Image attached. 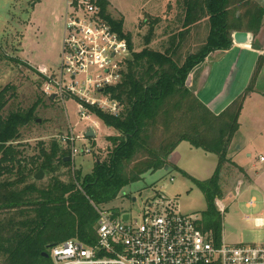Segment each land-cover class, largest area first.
<instances>
[{
	"label": "trees",
	"instance_id": "16d2710c",
	"mask_svg": "<svg viewBox=\"0 0 264 264\" xmlns=\"http://www.w3.org/2000/svg\"><path fill=\"white\" fill-rule=\"evenodd\" d=\"M99 6L102 16L127 39L131 50L122 82L108 89L123 106L122 114L113 117L91 109L116 130L117 135L108 138L113 149L106 160L97 159L92 173L86 175L72 170V160L67 161L70 151L58 142H52L49 150L41 147L37 159L28 162L15 143L21 129L37 121L40 101L26 111H12L4 117L12 87L0 93V264H48L43 254L54 245L70 239L93 244L98 210L114 203L120 192L143 174L178 169L169 158L182 142L219 158L209 180L193 181L207 201L200 229L221 243L223 218L216 206L223 197L221 173L226 165L237 167L229 150L264 58L259 59L246 92L219 115L187 87V80L212 53L232 49L234 33L258 36L264 28V6L254 0H183V25L163 51L149 47L155 35L153 23L144 39L145 47L135 51L132 37L123 30L124 20L109 15L108 0H99ZM204 21L209 31L203 44L183 55L185 47L194 45L193 33ZM39 171L49 178L47 182L35 179ZM62 174L68 175V180Z\"/></svg>",
	"mask_w": 264,
	"mask_h": 264
},
{
	"label": "rangeland",
	"instance_id": "374dc122",
	"mask_svg": "<svg viewBox=\"0 0 264 264\" xmlns=\"http://www.w3.org/2000/svg\"><path fill=\"white\" fill-rule=\"evenodd\" d=\"M254 1L264 6V0ZM67 2L68 0H0V93L8 86L12 87L7 94V104L2 114L5 117L12 111H26L40 101L36 111L37 121L22 128L20 138L15 143L23 151L28 162L37 159L41 147L49 150L52 142L62 145L61 138L69 135L71 128L75 135H80L97 122L96 141H78L76 144L79 148H83L84 143L93 146L92 153L79 155L72 161V170L81 171L86 175L92 173L97 159H107L108 153L113 149L108 138L116 136L117 132L99 118L81 120L76 104L71 100L62 103L46 97L42 93L43 79L39 73L41 69L56 72L59 68ZM110 2L109 15L115 20H124L123 30L132 37L135 51L145 47L144 39L152 23L155 35L149 47L158 51L168 47L170 38L177 34L183 25V0ZM201 24L202 26L198 25L193 33V48L185 47L183 55L185 52L197 50L206 39L209 26H206L205 21ZM22 45L25 54L30 57L23 56ZM218 53L215 52L211 57L222 60L224 56ZM255 59L257 60L256 56L239 51L224 57L219 66V74L214 72L204 87L203 96L208 103L218 106L219 110L227 102L238 98L250 76L251 65ZM217 67L218 63H214L215 70ZM199 76L200 69L195 78ZM259 79L257 87L262 89L264 79ZM191 81L200 91V82L197 83L196 79ZM234 141L237 146L246 147L252 154V159H248L244 150L243 154L235 159L237 162L255 161L260 153H264V98H247L240 117V129ZM176 150L175 161L178 169H162L143 174L139 181L124 188L118 199L107 208L139 217L145 206L165 199L182 215L202 217L207 210V201L193 179L209 180L218 165V156L196 149L188 142H182ZM64 172L67 171L63 170ZM226 174L229 175V172ZM62 178L68 180L69 176L62 174ZM48 179L44 173L42 180L38 182H47ZM240 179L238 176L222 178L223 197L219 200L227 209L222 214L223 238L231 245H264V227L254 228L242 220L245 217L264 216V192L251 188L246 183L248 180ZM252 198L257 200L255 208L248 206Z\"/></svg>",
	"mask_w": 264,
	"mask_h": 264
},
{
	"label": "built area",
	"instance_id": "2783aa9c",
	"mask_svg": "<svg viewBox=\"0 0 264 264\" xmlns=\"http://www.w3.org/2000/svg\"><path fill=\"white\" fill-rule=\"evenodd\" d=\"M130 55L127 39L102 16L98 0H69L60 65L56 72L40 70L42 93L62 103L73 101L81 120L98 118L92 108L119 117L123 106L108 89L122 82ZM97 127L95 122L80 135L71 128L61 138L73 162L79 155L92 153L93 146L84 143L79 148L76 144L95 140ZM91 129L94 136L88 137ZM260 160L264 162L263 157ZM254 204L252 200L250 205ZM216 206L225 213L220 200ZM98 214L96 241L86 244L70 239L54 245L48 252V264H264V245H231L223 240L218 244L200 229L201 217L182 215L165 199L145 206L139 217L108 208ZM255 224L264 227V219Z\"/></svg>",
	"mask_w": 264,
	"mask_h": 264
},
{
	"label": "crops",
	"instance_id": "0c3cea01",
	"mask_svg": "<svg viewBox=\"0 0 264 264\" xmlns=\"http://www.w3.org/2000/svg\"><path fill=\"white\" fill-rule=\"evenodd\" d=\"M108 2H109V4H111L110 0H108ZM66 10H67V7H66ZM65 13H66V11H65ZM63 34H64V27H63ZM62 39H63V36H62ZM22 46H23L22 54H23V56L24 55L26 56L27 54H25L24 45H22ZM236 51H239L241 53H246L248 55H254L257 58V60L255 59L253 61L252 65H251L252 66V69L250 71L251 73H250L249 78L245 82V85H244V87H243V89H242V91L240 93V96H241V95H243L246 92L247 88L249 87V85H250V83L252 81V78H253L254 73H255V71L257 69V66H258L259 59L261 57L264 58V55H262V51L264 52V28L261 30V32L259 33L258 36H254V39H253V41L251 43H247V44H244V45H239V44H236L233 41L232 49H230L229 51H224V52H219V53L221 55H223L224 57H227V56H230L232 53H235ZM212 55H215V52L212 53L203 63H201L199 66H197L192 71V73L190 74V76L188 77V80H187V87L192 92H194L196 94V96L200 99V101H202L213 113L219 115L228 107V105H231L232 102H234V100H236L237 98L236 99L235 98L232 99L231 101H229L225 105H223V107H221V109L217 110L218 106L215 107L214 104L212 105V104L208 103V101L203 96V90H204V87L207 86L209 78L211 77V75L214 72L219 74V66L221 65V62H223V59H224V57H223L222 60L221 59H217V58L213 59L211 57ZM27 57H30V56L27 55ZM25 59H27V58H25ZM27 61L30 64V61L29 60H27ZM214 63H218V67H217L216 70H215L216 67L214 68ZM203 65H205V66L203 67ZM198 69H200V76H199L200 79L198 77L195 78V74L198 71ZM259 78H262V80L264 79V65H263V67L261 69V72H260L258 78H257L254 92L250 93L247 96V98L251 99L254 96H259V97L264 98V88L260 89L259 87H257L258 82L260 81ZM194 79H196L197 83L200 82V91H199V89H197V85L193 81H191V80H194ZM247 98H246V100H247ZM246 100H245V102H246ZM96 138H97V136H96ZM96 138L92 142L96 141ZM243 148H245V149H243ZM244 150H246V154H247L246 157L248 159H252V154L250 153L249 149H246V147H243V146H240V145L237 146V144L233 140L232 145H231L230 150H229V158L231 159L232 163L236 164V166L238 168H240L242 171L240 173V171H239V169L237 167L226 165V167L222 170L221 184H222V178L225 177V176H234V177L238 176L239 179L241 178L242 180H245V181L248 180V182H246V183L249 184L251 188L259 189L262 192H264V162H261V160H260L261 157L264 158V153H260L258 155V157L255 159V161L254 160H250V161L247 160L246 163H242V161H239L240 162L239 163L235 159L239 158L243 154ZM176 151L170 156L169 162L173 166L178 168L177 165H176L177 161H175ZM218 161H219V158H218ZM166 170H170V169L166 168ZM227 172H229V175H227V174L225 175V173H227ZM252 200L255 201V204L252 206V205H250V202H249L248 206L249 207H254V208L257 207L256 206L257 205L256 204L257 200L255 198H252ZM226 210H225V212H226ZM257 219H264V216L245 217L242 220L244 222L250 223L251 225H253L254 228H260V227H257L256 224H255V221ZM223 233H224V230L222 232V240L225 241V238H223ZM226 243H229V242H226ZM229 244H231V243H229ZM233 244L241 245L243 243H240V244L239 243H233Z\"/></svg>",
	"mask_w": 264,
	"mask_h": 264
},
{
	"label": "water",
	"instance_id": "95a60500",
	"mask_svg": "<svg viewBox=\"0 0 264 264\" xmlns=\"http://www.w3.org/2000/svg\"><path fill=\"white\" fill-rule=\"evenodd\" d=\"M253 39H254L253 34H251L249 32H236L233 35V41L236 44H239V45H244V44H247V43H251L253 41ZM87 136L88 137H93L94 136V132H93L92 129L87 132ZM70 160H71V158H67V161H70ZM43 176H44V172L43 171H39L36 174L35 179L37 181H40V180H42ZM134 201H136V199H134ZM128 217H129L128 215H125L123 218H124V220H127ZM48 256H49L48 252L43 254V257L46 258V259L48 258Z\"/></svg>",
	"mask_w": 264,
	"mask_h": 264
}]
</instances>
